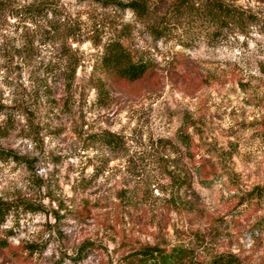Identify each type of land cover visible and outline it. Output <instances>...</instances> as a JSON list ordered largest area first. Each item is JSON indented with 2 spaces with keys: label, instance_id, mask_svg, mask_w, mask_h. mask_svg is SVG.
<instances>
[{
  "label": "rangeland",
  "instance_id": "rangeland-1",
  "mask_svg": "<svg viewBox=\"0 0 264 264\" xmlns=\"http://www.w3.org/2000/svg\"><path fill=\"white\" fill-rule=\"evenodd\" d=\"M0 1V149L19 158H0V235L21 245L0 264H123L178 241L197 260L264 264V0H225L258 22L214 36L177 26L163 0L160 37L153 18L95 0ZM124 27L154 64L132 83L95 65ZM102 130L122 146L91 142Z\"/></svg>",
  "mask_w": 264,
  "mask_h": 264
},
{
  "label": "trees",
  "instance_id": "trees-1",
  "mask_svg": "<svg viewBox=\"0 0 264 264\" xmlns=\"http://www.w3.org/2000/svg\"><path fill=\"white\" fill-rule=\"evenodd\" d=\"M105 7H115L119 10H134L136 15L143 21L154 19L148 22V28L154 36L160 37L167 30V25L156 18L155 9L163 0H95ZM2 2L0 1V5ZM171 10L174 13V22L189 31L197 22L205 21L213 27L212 36L222 31L243 30L258 22V16L244 9L243 7L225 0H172ZM127 28L116 30L102 44V51L99 53L95 65L109 78L132 83L143 80L150 76L154 64L143 51L132 47L129 43ZM95 85L101 89L102 78H99ZM179 130L178 139L189 150L193 145L187 129L188 125L183 122ZM91 142L98 141L110 149L115 150L122 146V139L117 133L107 130L95 132L89 136ZM19 159L11 151L0 149V158ZM8 202L0 199V224L6 221L10 214ZM0 247L7 249L14 255L20 253L21 245L13 248L6 238L0 235ZM26 248H30L28 245ZM123 264H246L243 259L229 251H221L211 256L208 260L202 261L194 256V249L188 244L179 242L170 245L140 244L138 248L128 250L122 256Z\"/></svg>",
  "mask_w": 264,
  "mask_h": 264
}]
</instances>
